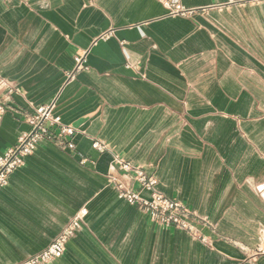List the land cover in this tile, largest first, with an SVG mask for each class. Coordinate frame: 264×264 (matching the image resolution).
I'll list each match as a JSON object with an SVG mask.
<instances>
[{
  "label": "crops",
  "instance_id": "1",
  "mask_svg": "<svg viewBox=\"0 0 264 264\" xmlns=\"http://www.w3.org/2000/svg\"><path fill=\"white\" fill-rule=\"evenodd\" d=\"M0 81V157L53 102L78 129L0 189V264L46 249L81 209L46 264H264V0H0ZM114 155L208 219V243L120 198L118 182L150 195Z\"/></svg>",
  "mask_w": 264,
  "mask_h": 264
},
{
  "label": "built area",
  "instance_id": "2",
  "mask_svg": "<svg viewBox=\"0 0 264 264\" xmlns=\"http://www.w3.org/2000/svg\"><path fill=\"white\" fill-rule=\"evenodd\" d=\"M170 7L172 8V14L189 15L193 13V10H186L180 6L171 5ZM108 35L104 34L100 38L105 39ZM85 57V54L75 57L76 67L69 78H72L76 72L86 68ZM0 85L8 87L9 91L13 92L12 87L7 83L0 81ZM54 109L55 102L39 108L37 115L29 119L31 129L23 133L18 143L0 157V189L8 183L9 176L24 164L25 157L32 154L34 149L42 142L51 141L65 144L70 148L74 147L73 142L68 138L74 136L78 129L64 124L61 117L54 113ZM4 111L3 105H0V114ZM94 147L101 152L108 150L106 145L100 143H95ZM114 164L122 171L134 173L142 191H146L150 195L149 198H146L140 192L129 189L123 182H118L116 188L120 198L126 199L131 204L139 205L156 223L183 229L193 237L208 243V238L203 235L201 230L202 228H213L208 219L200 217L197 213L187 209L183 203L168 198L157 191L156 178L149 177L142 167L134 166L115 155ZM86 213L85 209H81L69 220L65 228L46 249L18 264H46L60 258L66 250L67 243L82 228Z\"/></svg>",
  "mask_w": 264,
  "mask_h": 264
}]
</instances>
